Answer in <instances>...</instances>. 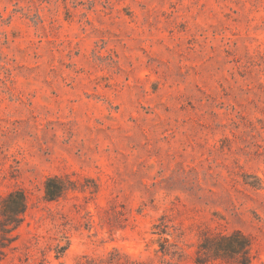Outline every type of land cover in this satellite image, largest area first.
Instances as JSON below:
<instances>
[{"label": "rangeland", "instance_id": "374dc122", "mask_svg": "<svg viewBox=\"0 0 264 264\" xmlns=\"http://www.w3.org/2000/svg\"><path fill=\"white\" fill-rule=\"evenodd\" d=\"M16 190L0 264H198L236 231L264 264V0H0Z\"/></svg>", "mask_w": 264, "mask_h": 264}, {"label": "trees", "instance_id": "16d2710c", "mask_svg": "<svg viewBox=\"0 0 264 264\" xmlns=\"http://www.w3.org/2000/svg\"><path fill=\"white\" fill-rule=\"evenodd\" d=\"M67 190L61 179L51 178L46 183V198L55 201ZM27 209V197L21 190L0 198V233L5 240L20 228ZM250 252V239L239 231L231 234L204 233L198 246L197 263L206 264L222 260L228 264H251ZM162 253L164 256H170L167 250L162 249Z\"/></svg>", "mask_w": 264, "mask_h": 264}]
</instances>
